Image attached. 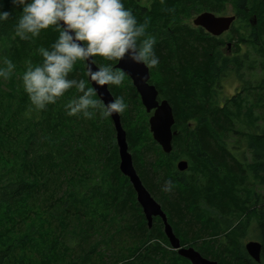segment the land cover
I'll list each match as a JSON object with an SVG mask.
<instances>
[{
  "label": "trees",
  "instance_id": "1",
  "mask_svg": "<svg viewBox=\"0 0 264 264\" xmlns=\"http://www.w3.org/2000/svg\"><path fill=\"white\" fill-rule=\"evenodd\" d=\"M149 1L123 3L156 38L159 64L150 69V82L172 105L178 134L172 152H164L131 77L109 86L128 104L121 119L135 167L182 245L219 264H258L245 244L253 220L264 244V192L256 190L264 188V79H245L247 55L227 49L231 43L240 52L244 42L264 57V0ZM229 1L237 19L228 43L185 22L203 11L222 14ZM0 3L11 13L0 23V65L5 57L16 65L9 79L0 78V264H191L171 247L159 216L149 227L120 170L111 117L68 116L64 106L74 89L25 116L23 72L29 61H42L38 49L50 47L58 32L20 40L14 26L21 9L11 0ZM86 73L78 62L69 78L88 80ZM231 75L243 85L222 99V81ZM179 159L188 161L187 170L178 169Z\"/></svg>",
  "mask_w": 264,
  "mask_h": 264
},
{
  "label": "clouds",
  "instance_id": "2",
  "mask_svg": "<svg viewBox=\"0 0 264 264\" xmlns=\"http://www.w3.org/2000/svg\"><path fill=\"white\" fill-rule=\"evenodd\" d=\"M21 9L16 19L14 35L20 40L39 37L52 29L58 37L50 47L38 49L42 61H29L22 75L23 89L28 96L27 118L46 110L70 90L77 95L65 104L68 116L107 120L128 108L123 96H116L106 104L96 98L98 86H123L125 72L115 67L127 59L149 69L159 64L155 54L156 38L146 33L147 21L138 23L133 11L123 0H11ZM11 13L0 3V23ZM97 57L105 63H98ZM87 68L86 79L69 78L77 63ZM95 66V69H93ZM16 65L8 58L0 65V78L7 80Z\"/></svg>",
  "mask_w": 264,
  "mask_h": 264
},
{
  "label": "water",
  "instance_id": "3",
  "mask_svg": "<svg viewBox=\"0 0 264 264\" xmlns=\"http://www.w3.org/2000/svg\"><path fill=\"white\" fill-rule=\"evenodd\" d=\"M236 19V15H218L212 11H203L193 19V23L196 26L203 27L212 35L220 36L231 29ZM256 21L257 20H255V22ZM228 47H231V43H228ZM115 67L124 71L125 74L131 77L133 84L140 94L146 111L148 113L153 111V114L149 117L150 130L153 134V138L161 145L164 152L171 153L173 150L174 136L178 134V130L173 129L175 116L172 105L168 99H160L158 88L155 84L150 82V69L142 64H136L127 59L121 60ZM93 69H95V66H93ZM89 81L96 90L99 98L102 99L105 104L114 98V94L109 86H98L95 82ZM111 118L116 129V139L120 155V170L124 175L129 177L136 191L137 200L147 218L149 227H152L154 218L159 216L163 221L164 231L169 239L171 247L177 250L180 255L189 259L191 264H219L217 260L204 256L194 246L182 245L181 239L175 233L166 211L146 187L135 167L133 155L129 149L127 131L122 124L121 114H114ZM177 167L179 170L184 171L188 169L189 163L186 159H181L178 161ZM246 248L254 259L258 261L261 259L262 245L259 241H249L246 244Z\"/></svg>",
  "mask_w": 264,
  "mask_h": 264
},
{
  "label": "rangeland",
  "instance_id": "4",
  "mask_svg": "<svg viewBox=\"0 0 264 264\" xmlns=\"http://www.w3.org/2000/svg\"><path fill=\"white\" fill-rule=\"evenodd\" d=\"M140 3L145 4V5H150V1L149 0H139ZM199 14V13H198ZM195 14L192 17H189L188 19L185 20L186 23H188L189 25L193 26V27H199L196 26L193 23V19L198 15ZM218 15H236V10L233 6V2L229 1L226 3V11L222 14H218ZM237 26L240 23V20L238 19L236 22ZM231 30V29H230ZM229 31L223 33L219 37L220 39H224L225 43L229 42V37H231L233 34ZM234 42H236V39L234 40ZM227 44H224L222 48H225ZM234 48L230 47V54H236L239 57L241 56H246L243 59H246V61L244 62V67L242 68L241 72L243 74V77L247 80H250L253 84H258L260 81H262V79H264V57L261 56L257 51L254 50V48H252L250 46V44L248 43H241V51L235 53ZM248 62L249 64L253 65V68H248ZM243 85V82L237 77V75H231L228 76L227 78H225L222 81V87H221V96L222 99L231 96L232 94H234L237 90H239L241 88V86ZM163 99V98H161ZM259 112L262 114V119L260 120V127L262 129H264V108H260ZM148 113V112H147ZM149 117L153 114V111L151 113H148ZM181 160V159H179ZM178 160V161H179ZM177 161V163H178ZM256 190H258L259 192H264V188L261 187V185L257 184ZM261 231H259L258 229V222L253 220L252 221V225L251 227H249V234L246 238V242L249 240H259L256 239L255 235L260 234ZM264 262V261H263Z\"/></svg>",
  "mask_w": 264,
  "mask_h": 264
},
{
  "label": "flooded vegetation",
  "instance_id": "5",
  "mask_svg": "<svg viewBox=\"0 0 264 264\" xmlns=\"http://www.w3.org/2000/svg\"><path fill=\"white\" fill-rule=\"evenodd\" d=\"M228 43V42H227ZM227 51H228V53H230V48H228L227 49ZM161 99V98H160ZM249 241H252V240H249ZM249 241H247L246 242V244L249 242ZM254 241H259L260 243H261V245H262V248H261V259L258 261V260H256V259H254L250 254H249V252H248V254L250 255V257L253 259V260H255L258 264H264V244L262 243V241L261 240H254ZM246 244H245V246H246ZM246 250H247V248H246Z\"/></svg>",
  "mask_w": 264,
  "mask_h": 264
}]
</instances>
